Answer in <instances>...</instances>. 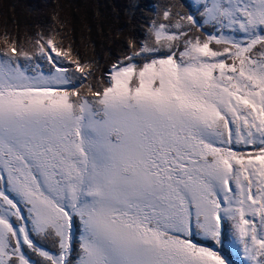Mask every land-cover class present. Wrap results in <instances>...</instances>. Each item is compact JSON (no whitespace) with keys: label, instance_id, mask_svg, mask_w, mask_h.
I'll use <instances>...</instances> for the list:
<instances>
[{"label":"snow or ice","instance_id":"6c2138e0","mask_svg":"<svg viewBox=\"0 0 264 264\" xmlns=\"http://www.w3.org/2000/svg\"><path fill=\"white\" fill-rule=\"evenodd\" d=\"M198 2L218 35L189 36L180 21L201 22L178 14L86 93L89 66L52 38L35 54L5 42L0 264H39L25 245L73 264L77 222L76 264H234L233 249L264 264V0Z\"/></svg>","mask_w":264,"mask_h":264},{"label":"trees","instance_id":"16d2710c","mask_svg":"<svg viewBox=\"0 0 264 264\" xmlns=\"http://www.w3.org/2000/svg\"><path fill=\"white\" fill-rule=\"evenodd\" d=\"M193 7L191 0H0V50L7 42L35 54L37 41L52 38L58 48L70 50L71 58L89 66L92 76L80 89L86 93L89 85L102 88L114 65L127 63L126 57L145 45L154 46L155 26H173L169 31L176 32L178 14H193L202 22ZM165 11L170 12L168 20L164 19ZM180 23L190 29L189 36L203 39L211 31L207 26L189 25L186 20ZM161 55L160 51L142 53L136 59L144 62ZM37 238L44 249L58 251L52 239ZM29 255L37 259V254ZM231 258L235 261V256Z\"/></svg>","mask_w":264,"mask_h":264},{"label":"rangeland","instance_id":"374dc122","mask_svg":"<svg viewBox=\"0 0 264 264\" xmlns=\"http://www.w3.org/2000/svg\"><path fill=\"white\" fill-rule=\"evenodd\" d=\"M191 2H192V4H193V6H194L193 8L195 9V12H197L198 15H199L200 17H202L203 20H204V17H203L202 15H200V12L202 11V4H200V3L198 2V0H191ZM203 20H202V22L200 23V26H197V27H198V28H203L204 26H207V27H210V29H211L210 32H207V33H206V35H205V37H204L203 39H206V38H207V34H208V33H211V34H213V35H218V32L215 30V28L213 27V25H212V24H204V23H203ZM213 47H218V46L213 45ZM21 62L23 63V60H22ZM9 195L11 196V194H9ZM11 198H13L14 201H16V202L18 203V206L23 210V215H24V217H25V221L27 222V227H28L29 229H31V223L27 221V217H28L27 208L24 207L23 202L20 201L17 197L12 196ZM13 222H14V223H19V222L15 221L14 218H13ZM227 227L229 228V230H231V221H228V222H227ZM81 234H82V226L79 225V223L77 222V223L75 224L74 228H73L72 250H71V252H70V254H69V257H68V259L71 260V261L73 262V264H76V261L78 260V254L81 252V249H80V237H81ZM32 238H33V240H36V236H35V235H33ZM37 239L43 240L42 237H39V238H37ZM44 239H45V237H44ZM50 239H52V241H55V243H56V249H55V251H57V249H58L57 252H51V251H49V250H47V249H44V248L41 247L40 245H39V247L42 248L43 250L48 251L50 254H53V255L56 254V253H59V252H60V248H59V244H58V242H57L58 238L55 237V236L53 235L52 237L47 238V240H50ZM77 240H78V242H77ZM43 241H44V240H43ZM207 242H208V241H203V240H202L201 243H203V244L206 245ZM12 243L14 244L15 241H13ZM217 247H219V246L217 245ZM77 248H78V249H77ZM74 249H75V252H74ZM76 249H77V250H76ZM22 251H23V252L26 254V256H27L28 258H30L32 261H34V262L38 261L39 264H45V263H46V262L44 261L43 257H40L38 254L35 255V256H37V259H35L32 255H29V252L32 253L33 251H32L31 249H28L26 245L23 246ZM232 251H233V254H232V255L235 256L234 264H244V258H243L242 249H233ZM33 253H34V252H33ZM35 254H36V253H35ZM75 254H76V256L74 257ZM38 257H39V259H38Z\"/></svg>","mask_w":264,"mask_h":264}]
</instances>
